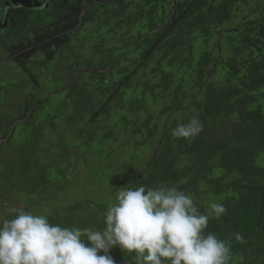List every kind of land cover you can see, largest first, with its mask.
I'll return each instance as SVG.
<instances>
[{"label":"trees","instance_id":"16d2710c","mask_svg":"<svg viewBox=\"0 0 264 264\" xmlns=\"http://www.w3.org/2000/svg\"><path fill=\"white\" fill-rule=\"evenodd\" d=\"M1 59L74 63L68 130L0 158V264H264V0H0Z\"/></svg>","mask_w":264,"mask_h":264},{"label":"rangeland","instance_id":"374dc122","mask_svg":"<svg viewBox=\"0 0 264 264\" xmlns=\"http://www.w3.org/2000/svg\"><path fill=\"white\" fill-rule=\"evenodd\" d=\"M80 37L82 38L83 35H80ZM79 46L80 43L77 42L75 47L72 46L71 48L65 49L63 51V55L66 57H71L72 48H74L73 50L76 51L78 50ZM93 51L95 53V50H93V48H85L83 51V59L85 60V57H88L87 59L92 58ZM56 61L57 59H55L53 62L48 63V69H42L41 71L34 68L37 65V62L29 65L33 72L36 71L40 73L43 71L46 74L42 83V87L44 89H41V87L36 90V85L29 83V85L26 86V84L22 82V78L25 76L22 68L15 66L10 61L5 62L3 59L0 60V139L6 135L7 129V135L12 134V138L9 142H5L4 139L0 141V158L7 159V157L10 155V152L12 150L14 151V149H17L19 146L28 143H40L36 154L37 159L40 161L41 140L40 138L35 136L38 128L44 127L45 131L43 132L45 134V139L49 140V143L52 141L51 143L53 144L57 142L59 132L61 133L68 130V128L64 126V121H60V129H56V125H58V116L61 115L65 117L69 113L65 93H56V91L67 85V81L60 79V77L63 75V69L66 67L62 65L74 63V60H67L62 63H57ZM83 64L84 63L82 62L80 63V65ZM31 95H33V102L30 104L29 108L32 112V116L29 111H26V103L28 102ZM8 121L10 122L9 126ZM113 123L114 121H112V124ZM114 128L118 131L117 127L114 126ZM128 134L129 132H125L123 134V138L127 137ZM115 149L119 151L123 148L117 143L115 144ZM126 149H129V145L126 146ZM82 150L83 149L81 147L75 149L76 152H81ZM142 150L144 151V149ZM71 156L74 158L75 154H72ZM43 157L54 158V154L51 152V149L49 147L47 148L46 154L42 156V158ZM112 157L113 158L110 159V168L112 169V171H109V174L111 176H114L113 171L117 172L118 167L122 163V160H120L116 155H113ZM97 159L98 158H96L95 156L87 159L88 165H85L83 160H79L77 166L78 168L83 170H81L79 174L75 173V170L73 169L74 171H71V173L69 174L70 176H67L68 180H70L72 184L74 183L73 180L76 181V184L74 183L73 186H75L76 189L79 190L80 193H83V195H85L87 198H90V196L88 197L87 194L91 195V191L87 190V186H89V188L91 189L97 188V186H99L100 188L106 187L111 191L115 189L114 185L112 183H109V180H107V184L96 183V180H92L93 182L90 180H85L88 176H90V178L92 179H100L101 177L103 178L102 174L106 173V171L101 169L92 170L94 168L93 165L97 163ZM108 159L109 157L107 158V160ZM1 163L2 161L0 162V177L5 170L4 163ZM72 184L69 183V185ZM94 192L98 193L97 189H94ZM68 198H71L72 200L79 199V197L70 192L64 193L61 197L63 201L67 200ZM14 206L15 202L12 204L13 209ZM19 206L21 207L22 205L19 204ZM38 211L39 206H37L36 208V213ZM1 219H3V214H0V224Z\"/></svg>","mask_w":264,"mask_h":264}]
</instances>
